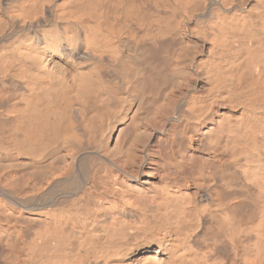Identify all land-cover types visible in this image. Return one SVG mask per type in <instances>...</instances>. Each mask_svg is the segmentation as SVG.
<instances>
[{
    "label": "bare ground",
    "instance_id": "1",
    "mask_svg": "<svg viewBox=\"0 0 264 264\" xmlns=\"http://www.w3.org/2000/svg\"><path fill=\"white\" fill-rule=\"evenodd\" d=\"M0 141L21 264H264V0H0Z\"/></svg>",
    "mask_w": 264,
    "mask_h": 264
},
{
    "label": "rangeland",
    "instance_id": "2",
    "mask_svg": "<svg viewBox=\"0 0 264 264\" xmlns=\"http://www.w3.org/2000/svg\"><path fill=\"white\" fill-rule=\"evenodd\" d=\"M188 68H189V66L187 64H184V69L187 70ZM175 89H176V86L173 83L172 89H171L172 94H173V91ZM166 92H167V90H166ZM154 102H149V103H151L150 104L151 106L158 104V103H154ZM169 102H170V96L169 97L167 96V98L165 100H163V103L161 104V106L158 107L159 110L157 112H152L154 110V109H152L151 110L152 113H149L148 115L147 114L142 115L143 117L141 119L142 122H140V125H143L144 127H146L145 129H147V131H149L148 133L151 132L152 125L161 120V118H162L161 112L166 109L167 104ZM150 105L148 104V106H150ZM177 110H178V108H177ZM177 110H176V107H174V101H173V96H172V116L174 115L175 111H177ZM114 112H115V110H114ZM111 114H113V111ZM165 125L167 128H170L172 130V138H176V140L175 139L172 140V141H175V144H176L175 145L174 143H172V144H174V145H172V148H174L175 151L180 150L181 154L178 153V155L172 156V164H169V167L167 166L166 168H164V170H163L164 175L166 174L165 176H167V174L168 175L170 174V175H172V178L173 177H179V178L186 177L187 175H186L185 170L189 167L190 163L193 162L192 159H197L194 161H198L199 163L203 162V160H204L203 157H205V156H203V153H202V148H201L202 146L199 143H197V144L191 143L190 144L188 139H187L188 141L185 140V143L187 142V145L185 144L186 148H184L182 146V144L180 146L179 145L180 143L179 144L176 143L180 140L178 138V137H180V136H178L179 130H181L182 128H184L186 126V119L185 118H183V121H181V122H177L175 120H172V125L170 123H165ZM202 128H204V126H202ZM125 130H127V131L129 130V131H131V133L136 131V126L132 120H131V122L129 120L127 121V125H126ZM188 134H187V136H188ZM146 138H148V141L150 142L151 145H153L158 140V137H156L154 135H152L151 137H148V134L145 136L142 135L141 137H139V139L141 141L145 140ZM10 144L11 143H9V142L0 141V149L5 150V151H9L11 149ZM197 145H200V146H197ZM119 157H121V154ZM119 159L115 158V162H116V160L119 161ZM177 159L181 160V162L183 164L182 168H178L176 166L175 162L177 161ZM119 163H120V161H119ZM161 165H163V164H161ZM162 167H164V166H161V168ZM156 169H157V167L152 166L150 169H147L144 171L145 172L144 177L146 179V183H144V185H142L144 187L143 190H149V192H150V190L154 191L155 189H157L158 186L161 185L162 180H161V172L160 171H162V170L161 169L156 170ZM6 171L8 173H11L12 170L9 169ZM151 182L156 184L155 188L150 187ZM184 184L185 185L181 188L190 192L192 194L193 198L194 197L196 198L195 201H197V192H196L197 187L195 186V184L188 178L186 179V182ZM145 185L148 187H146ZM1 205H2V207H0V219H2L1 214H3L4 210L7 209L3 205V203H1ZM247 208L248 207H246V209ZM3 221H4L3 223L0 222V264H21V263H24L28 259V244L26 241L25 234L23 232L24 223L22 221H19V222L12 221L10 223L5 222V220H3Z\"/></svg>",
    "mask_w": 264,
    "mask_h": 264
}]
</instances>
